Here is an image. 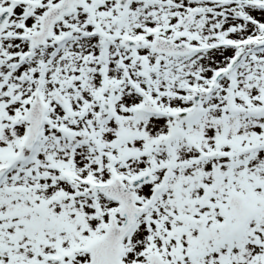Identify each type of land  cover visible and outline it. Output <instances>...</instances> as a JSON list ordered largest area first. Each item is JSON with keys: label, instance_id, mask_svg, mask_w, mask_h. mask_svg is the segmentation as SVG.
I'll list each match as a JSON object with an SVG mask.
<instances>
[{"label": "snow or ice", "instance_id": "1", "mask_svg": "<svg viewBox=\"0 0 264 264\" xmlns=\"http://www.w3.org/2000/svg\"><path fill=\"white\" fill-rule=\"evenodd\" d=\"M0 264H264V0H0Z\"/></svg>", "mask_w": 264, "mask_h": 264}]
</instances>
